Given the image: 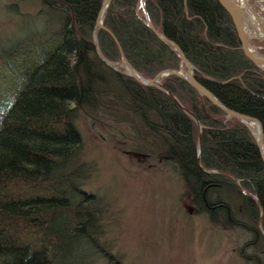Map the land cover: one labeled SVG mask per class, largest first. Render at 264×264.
<instances>
[{"label": "trees", "instance_id": "trees-1", "mask_svg": "<svg viewBox=\"0 0 264 264\" xmlns=\"http://www.w3.org/2000/svg\"><path fill=\"white\" fill-rule=\"evenodd\" d=\"M38 1L43 25L0 52V264H77L74 257L91 244L96 259L112 257L101 241L104 200L85 188L95 168L81 155L82 116L163 155L182 177L193 209L246 233L241 257L264 264V160L250 127L185 78L162 77L203 125L200 163L222 171L206 173L197 122L165 91L115 70L97 52L98 46L119 64L124 54L146 78L186 65L146 23L141 0H112L97 42L104 0ZM146 8L155 28L193 64L195 77L264 129V70L244 53L220 1L146 0Z\"/></svg>", "mask_w": 264, "mask_h": 264}, {"label": "rangeland", "instance_id": "rangeland-1", "mask_svg": "<svg viewBox=\"0 0 264 264\" xmlns=\"http://www.w3.org/2000/svg\"><path fill=\"white\" fill-rule=\"evenodd\" d=\"M248 2L264 18V0ZM40 10L38 0H0V52L43 25ZM246 26L254 35L251 44L264 55V38ZM114 67L126 74L123 62ZM179 71L186 74L187 65ZM79 126L81 155L95 168L85 188L104 200L101 241L112 257L101 254L96 259L91 244L84 255L74 257L77 264H110L116 259L123 264H249L240 254L247 234L198 214L182 177L163 155H150L135 142L130 145L86 116Z\"/></svg>", "mask_w": 264, "mask_h": 264}, {"label": "water", "instance_id": "water-1", "mask_svg": "<svg viewBox=\"0 0 264 264\" xmlns=\"http://www.w3.org/2000/svg\"><path fill=\"white\" fill-rule=\"evenodd\" d=\"M112 0H104L102 7L98 13L97 16V21H96V26H95V32H94V37H95V41L97 42V32L100 28H105L104 24H103V17L107 11V8L109 7L110 3ZM220 3L230 12V14L232 15V18L237 26V29L239 31V36L241 39V48L243 49L244 53L258 66L260 67L262 70H264V67L262 65H264V55H262L255 46H253L250 42V38L251 33L249 34L247 32L246 29V25H247V21L246 19H244V12L246 11L245 8L239 4H237V2H235V0H219ZM248 2V0H247ZM247 5L251 6L250 3L248 2ZM140 6L144 11V16H145V20L146 23L153 29L155 30V32L157 33V35L164 40L165 42H168L170 44H172L176 50L179 52L183 62H185V64L188 67V72L186 74H183L182 71L179 70H172V69H168L165 70L161 73H159L156 77L154 78H145L143 77L139 72H137V70L131 65V63L127 60V58L125 57L124 54H122V60H123V64L124 67L126 68V74L129 76H132L133 78H135L138 82L147 85V86H156L160 89H162L163 91H165L168 95H170L175 101H177V103L181 106V108L187 113L189 114L198 124L199 128H200V132H199V142H198V160H199V165L200 167L206 172V173H222V171L220 170H216V169H207L205 167H203L200 163V155H201V138H202V130H203V125L201 124V122L199 121V119L197 118V116L191 111L189 110L187 107H185L180 100L177 98V96L171 92L169 89H167L162 81H161V77L163 75H169V74H175L178 75L180 77L185 78L191 85H193L201 94L205 95L210 101H212L213 103H215L216 105H218L221 109H223L224 111L227 112L229 117H235L240 119L241 121H243L245 124H247L250 127V123L251 122H256L259 124L260 126V130H261V135L258 137L256 136V134L253 132L257 143L259 145L260 148V152H261V156L264 160V129L262 126V123L260 122L259 119L237 112L235 110H232L228 107H226L224 104H222L214 95L213 93H211L196 77L194 74V66L193 64L190 62V60L184 55V53L182 52L181 48L172 40L168 39L165 35H163L162 33H160L154 26V24L152 23L150 16L148 14L147 8H146V0H141L140 1ZM247 9V8H246ZM264 32V31H263ZM261 38H264V36H260ZM251 47H253L256 52L257 55L253 54V52L251 51ZM97 52L100 56V58L106 62V64H108L109 66L113 67L115 70H118L116 67H114V62H111L109 60H107L101 53L99 47L97 46ZM251 128V127H250ZM237 184L241 187V181L238 178H235ZM242 191L249 195V196H253L256 200H258V197L256 195H253L252 193L248 192L247 190H245L244 188H242ZM261 214H263V209L261 208ZM262 233L264 234V231L262 229V226L259 225Z\"/></svg>", "mask_w": 264, "mask_h": 264}, {"label": "bare ground", "instance_id": "bare-ground-1", "mask_svg": "<svg viewBox=\"0 0 264 264\" xmlns=\"http://www.w3.org/2000/svg\"><path fill=\"white\" fill-rule=\"evenodd\" d=\"M235 2L245 8L246 11L244 12V19H247V24L254 28L256 35L264 36V18L259 13H257L252 8V6L247 5V0H235ZM246 29L249 33V29L247 28V26ZM251 51L253 52V54L257 55V52L253 47H251ZM262 66L264 67V65ZM250 127L251 130L256 134V136L259 137L261 135L260 126L258 123L251 122Z\"/></svg>", "mask_w": 264, "mask_h": 264}]
</instances>
